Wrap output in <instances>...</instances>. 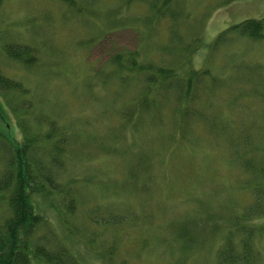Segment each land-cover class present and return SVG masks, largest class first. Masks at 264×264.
Here are the masks:
<instances>
[{
	"label": "rangeland",
	"instance_id": "obj_1",
	"mask_svg": "<svg viewBox=\"0 0 264 264\" xmlns=\"http://www.w3.org/2000/svg\"><path fill=\"white\" fill-rule=\"evenodd\" d=\"M66 1L73 4L0 3V45L30 46L36 58L24 68L1 57L2 74L20 81L51 119L74 122L66 128L70 143L86 145L71 158L76 169L67 166L62 176L76 178L74 214L35 197L55 236L79 264H217L225 235L239 242L251 230L258 256L247 255L244 264H264V235L256 231L263 220L249 226L238 219L254 199L228 151V140L240 145L245 135L264 143V31L260 39L231 32L227 43L212 47L228 27L263 18L264 0H173L170 9L181 13L174 22L150 21L145 5L126 0ZM179 48L188 50L192 69L217 79L198 77L195 92H211L202 103L209 119L226 124L227 146L226 138L204 131L211 121L199 120L201 113L188 141H180L182 112L173 107L170 118L163 96L152 103L148 93L126 95L130 74L121 83L114 69H100L120 51L136 50L139 64L182 71ZM3 100L20 102L10 94L0 97L5 106ZM125 110L133 111L131 121L118 127ZM8 118L20 140L14 116ZM102 123L111 131L87 135Z\"/></svg>",
	"mask_w": 264,
	"mask_h": 264
},
{
	"label": "trees",
	"instance_id": "obj_2",
	"mask_svg": "<svg viewBox=\"0 0 264 264\" xmlns=\"http://www.w3.org/2000/svg\"><path fill=\"white\" fill-rule=\"evenodd\" d=\"M2 1L0 0V3ZM126 1L145 5L151 14L150 21L168 18L174 22L181 16L180 12L170 9L173 0ZM64 2L68 3L66 0ZM263 31L264 18L244 20L223 30L212 43V47L217 48L227 43V34L231 32L250 39H260L263 37ZM177 50L180 51V57L182 54L185 59L183 63L178 64V67L182 68V71L178 72L171 68L139 64L136 50L120 51L121 53L101 64L100 69H114L121 83L126 82L130 74L133 85L130 91L128 88L126 95L136 93L144 97L148 93L152 97V103L155 96H163L164 102L169 104L166 110L169 111L170 118H173L171 108L175 107L179 114L182 112L184 137L180 141H188L187 131L192 129L191 122L198 120V113H201L203 116L199 120L211 121V124L204 126V131H209L216 137L226 138L223 143L227 146L226 124H216L213 118L209 119L207 107L202 103L207 101L206 93L211 95V92L203 90L201 95H204V98L197 96L195 92L200 82L198 77L209 75L213 84L217 79L211 77L208 70L199 72L192 69L187 59L191 55L187 54V49V52L181 51V48ZM173 51L175 52V49ZM1 57L24 68H31L36 63L34 49L27 45H0V59ZM1 67L0 64V97L3 99L10 94L20 102L13 106L10 100H3L4 106L0 101V264H79L49 227L47 216L38 206L35 197L47 202L60 213L74 214L76 199L73 186H76V178L68 182L63 181L62 176L67 166L76 169L77 165L71 158L78 154V149L82 155L86 145H72L66 135V128L74 122L64 118L66 123H61L51 119L43 107H35L30 91L20 81L4 76ZM141 75L142 78H139ZM113 83L117 87V81ZM122 99L125 103L126 98ZM198 102H201L200 106ZM54 111L56 110H53V113ZM9 113L17 122L16 126L21 133L20 140L9 126ZM90 113L91 111L85 116ZM132 115L133 111H120L116 125H127ZM30 116L33 117L29 118ZM101 129L109 132L111 126L102 123L101 127H90L87 135H97ZM104 131L102 136L109 135ZM261 133L264 135L263 130ZM108 141L120 142L113 136ZM228 151L230 165L236 167L245 177L241 185L246 191H251L254 199L238 219L249 223V226L253 225V218L262 219L256 231L264 235V143L245 135L240 145L228 140ZM225 157L227 159V154ZM253 236L254 231L249 230L246 237L236 242L226 234L224 243L217 250V264H243L247 255L258 256L250 242Z\"/></svg>",
	"mask_w": 264,
	"mask_h": 264
}]
</instances>
